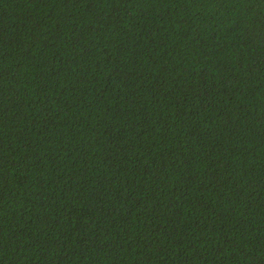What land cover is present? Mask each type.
Wrapping results in <instances>:
<instances>
[{
  "label": "trees",
  "instance_id": "16d2710c",
  "mask_svg": "<svg viewBox=\"0 0 264 264\" xmlns=\"http://www.w3.org/2000/svg\"><path fill=\"white\" fill-rule=\"evenodd\" d=\"M0 264H264V0H0Z\"/></svg>",
  "mask_w": 264,
  "mask_h": 264
}]
</instances>
